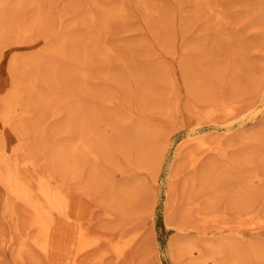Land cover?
I'll use <instances>...</instances> for the list:
<instances>
[{
	"label": "bare ground",
	"instance_id": "bare-ground-1",
	"mask_svg": "<svg viewBox=\"0 0 264 264\" xmlns=\"http://www.w3.org/2000/svg\"><path fill=\"white\" fill-rule=\"evenodd\" d=\"M49 1L0 0V40L12 37V39L17 42L16 44H18V42H27L28 45H40L41 47V51L33 56L23 57L21 59L14 58L13 56V62L7 65L8 71L6 77L0 85V183L3 188L0 190V205H2L3 210H5V214L9 215V218L14 221L15 229L14 226L12 227L15 233L20 234L14 250L17 249V255L23 259V264H25V259H37L39 258V254L42 255V253L45 254L44 256H47L48 253L50 254V250L54 244L57 243L61 234L66 235L67 242L76 238L78 239V248L76 246L77 249L75 250V254H72L73 256L69 257V259L73 261V264H80L78 261L79 252L97 244L98 238H91L88 236L89 228L87 224L85 225L86 222L84 223L82 220L84 215L83 218L75 215L73 205L77 203L78 200L80 201L78 206L82 205L87 200L83 197L80 198L81 194H75L76 192L73 191V185L76 187V185L86 182L88 186L91 184L97 189L104 190L105 194L97 197L95 196L96 198H94V200L98 199L102 203L109 205L108 210L111 207L112 209H110V211H113L114 214H117V212L121 213V209L126 210L130 206L133 207V205L142 200V197L146 194H150L149 199L151 202L149 205L153 206L154 197L152 191L154 190H152L151 187V192L146 190L149 185L146 184L147 182L145 183V178L143 179L141 176L140 178L136 177L137 169L136 171H134V168L132 169V177H129V174L127 176L128 180L126 177L125 179L118 180L115 178V174H118V172L115 171L116 173H114V165L113 167L108 165V161H113L111 160L115 157L113 146L115 140H119V150L117 149L119 155H122V153L128 154L129 156L126 157V159L128 158L127 160L129 162L134 161V164L140 168L148 162L153 161L156 163V165L154 163V169L155 171L158 169L159 174V167L163 159L165 148L167 151L170 143L168 142V137H165L164 140H162L163 143L161 141V146L157 143L158 147H155L154 142L156 138L154 133H156L157 127L154 123L146 119L147 115H141V117L134 116L129 124L126 122V119L125 124L127 125L114 129L117 130V132L110 133V137L108 133L113 131L111 127L114 125L112 124V119L109 114L102 113L97 109L98 105L96 106V98L100 96V92L89 86L90 81H88V78L92 65L94 63L97 64L99 60H102V63L110 57L111 44H103V39L105 38L102 36L105 33L109 20L113 16H123L124 7L120 6L121 1L103 0L102 2L100 0H88V11L84 13L85 15L83 17L85 22V25L83 24L84 29L77 30L72 27L64 31L62 28L63 17L59 18V13L56 11L57 9H53V4H51V6L53 5L52 8L51 6L49 7ZM205 1L207 3V0ZM262 4L263 8L258 10V12L256 10V12L260 16L261 22L264 23V0H262ZM216 5H218L217 1ZM56 6H58L59 9V4H55V7ZM217 9L216 11L215 5L209 4L208 19H213V16L216 17L215 25H219L217 29L218 34L221 35L217 36L216 34V37H221V42L230 32L226 29L229 26V21L227 22L225 20L221 7L220 9L217 7ZM63 15L65 14L63 13ZM73 24H75V21ZM263 30L264 28L257 29V32L255 34L253 32V34L255 36L258 34L259 37L264 38ZM41 31L43 33L45 31V33L39 34ZM249 36L252 37V34ZM249 36L243 35V37L239 39L244 42ZM12 39L11 41H13ZM216 42H219V38ZM12 43L15 44L14 42ZM113 44L114 43H112V48ZM244 44L246 43L244 42ZM246 46L247 45H245V47ZM263 46L264 45H262V47ZM40 47L38 48L40 49ZM247 47H249V44ZM251 47H254V45ZM256 51L261 53L258 54V58H262L260 69H263V71L260 77L261 80H263L264 54H262L261 50ZM256 51L254 52L256 53ZM239 56L242 55L240 54ZM257 60L259 59H256V61ZM253 64L255 65V62ZM181 65H183V63H181ZM98 67H96V70H98ZM252 67L253 70L251 73L256 72L258 68ZM169 69L171 70V67ZM96 70L95 72L99 71ZM168 72L166 73L167 76H169ZM260 72L261 71H259V73ZM203 76L205 77V75ZM90 78L92 77L90 76ZM98 78L101 77L99 76ZM169 78L171 85H175V76ZM202 81L203 80H200L199 82ZM73 84L79 88L82 94L77 93L68 97L58 94L59 89L63 86L70 87ZM168 85L169 84H167V86ZM167 86L165 87L167 88ZM194 86H192L193 89ZM115 89H117V87ZM136 89L135 94L142 96L141 93L143 92ZM206 89L209 90L208 88ZM148 90L149 88H146V91ZM169 91V94H173L174 92H172L171 89ZM210 91H212V89H210ZM210 91H208V93H210ZM214 94L215 93H211V95ZM212 97L214 99L208 97L210 101H206L208 102L207 104H203L204 102L202 101L203 105L195 106L194 113H196L197 116L206 117L207 119H210V117L214 119L219 117L221 120V115H226L225 118L231 115L232 118V115L234 116L235 112H237L240 103V100H237V98H228L223 94H218L216 98L214 96ZM172 105L171 103L169 106H166L167 108L165 107L166 116L163 114L162 117L164 116V118L167 117V119H171L169 113H171ZM263 108L264 107H261L259 111ZM256 116H252V119H255ZM191 118L194 119L193 117ZM192 119L189 121L190 126L188 128L190 135L182 141L184 145H182V143L177 147L175 157L178 160L182 153L188 150L186 157L189 159L186 165V167L188 166L186 171L188 172L189 169L193 172L199 170L203 176L200 183L199 181H195L194 176L192 177V183H194L192 186L198 185L199 187L190 195L186 194L188 195V203H186V206H184L186 202L185 198H183L185 202L182 201L184 203L181 204L184 206L181 209L183 211L182 214L187 216L193 215L196 217H193L195 218L194 220L198 221L199 219L202 223L196 221L192 223L184 222L176 224V229L181 237H179L180 239L177 242L173 241V243H176H174L177 248L176 250H178L180 254L183 253L187 255V262L190 264H209L210 261L212 264H251L252 261H250L249 258L255 260L254 257L257 256L264 264V246L250 244L247 247L238 239V235L241 237L246 236V234L258 236L263 233L264 228L262 227H264V223H258L253 219L258 214V211L257 208H255L256 204L254 205L251 203L254 199L252 200L253 195L251 197L249 191L253 189L252 185H257L258 182L264 179V173L257 170L241 176V184L239 185L243 189L248 187L246 193L239 188L236 189L234 186L228 190L229 185L226 186L227 190L224 194L226 204L223 208L226 210L228 205L230 208H233V213L237 215L235 216L237 219H235V225L231 224L235 227H231L229 232L232 231L233 233H231L230 237L225 238L224 232L222 233V231L227 227L229 228V224L232 220H230V223H226L227 225L221 224L222 221H219L220 218L218 216L222 213L216 211L204 212L207 210H204V208H208L209 204L216 202L219 192L222 190H219L220 183L223 180H227L223 171L230 175L235 172L228 168H224L225 170L222 169V165H225V163L220 164L219 161H213V164L209 163L210 167H208L207 164L208 169L205 168L206 170L202 172L201 166L207 162V156L223 157L227 155L231 145L221 140L209 138L204 131V126L200 124L201 119L194 121ZM210 128H213L212 130H217L216 128L218 127L217 125H213L210 126ZM131 140H134L135 143L122 145L129 143ZM132 146H134V149L135 147L138 149V154L131 158L132 154L130 152ZM254 150H260V148H247L246 155H249ZM151 158H156L157 160ZM260 158L263 159L262 161L264 162V155H261ZM216 159L223 158H215V160ZM247 159L249 158L247 157ZM179 162L183 163L181 158ZM211 166H213L212 170ZM172 173H174L173 170ZM173 175L171 177H173ZM233 176L234 175H232V177ZM174 177L176 176L174 175ZM232 177L230 178L232 179ZM173 182L172 178L170 183ZM207 185H211L210 188L212 191L210 193L201 192L195 194L196 191L199 192V190L205 189L203 187ZM171 187L175 189L174 183ZM90 191L83 193L89 197H93V190L92 192ZM97 193L99 194V192ZM176 201L177 199H174V201H172L173 204L171 201L167 203V213H169L168 215L170 216L174 212V208L176 207L174 206V202L176 204ZM253 205L255 207H253ZM211 206H213V204ZM213 207L215 208V206ZM89 208L90 207H87L85 211H82L88 214L91 209L93 210V206ZM91 212L93 213V211ZM20 214L24 216L23 218L26 220L25 224H20V220L16 222ZM141 217L143 218V216ZM172 219H170V221ZM167 220L169 221V219ZM89 221L88 223L91 222ZM11 224L13 225V222H11ZM93 225L94 223L92 225L89 224V227L92 228L91 226ZM192 229L199 231L197 234L200 235V238L197 240L189 237V232ZM210 231L212 235L207 233ZM122 233L123 232H121V235ZM138 233L136 232L134 237L137 236ZM216 233L220 235L215 236ZM2 239H4V237ZM61 241L63 242L62 239ZM4 242H10L12 244L16 242V240L14 241V236L10 235L2 244H4ZM66 243H64L65 246L69 244ZM111 244H113V247L110 246L118 255L123 254L124 247L119 246L117 241H113ZM67 247L69 248V246ZM172 247H174L173 244ZM172 249H175V247ZM56 250L58 251V249ZM60 250L61 249H59V251ZM59 254L60 253H58V256ZM18 257L16 259H18ZM178 261L176 263H178Z\"/></svg>",
	"mask_w": 264,
	"mask_h": 264
},
{
	"label": "rangeland",
	"instance_id": "rangeland-1",
	"mask_svg": "<svg viewBox=\"0 0 264 264\" xmlns=\"http://www.w3.org/2000/svg\"><path fill=\"white\" fill-rule=\"evenodd\" d=\"M52 1L53 0L49 1V7L53 4V9H57L56 11L59 13V18L63 17V31L72 27L77 30L84 29L85 22L83 17L85 15L84 13L88 11V0ZM100 1L103 2V0ZM120 1V6L124 7L123 16H113L109 20L105 33L102 36L105 38L103 39V44H111L110 57L102 63V60H99L97 62L98 65L94 63L90 71V76L92 78H90V76L88 78V81H90L89 86L100 92V96L96 98V106L98 105L97 109L102 113L109 114L112 119V124L114 125L111 127L113 131L108 133L110 137V133L117 132V130L114 129L121 126L125 127L127 125L125 123L127 122L129 124L134 116L141 117V115H147L146 119L151 123H154L157 127L156 133H154L156 138L154 142L155 147H158L157 143L161 146L163 143L162 140H164L165 137H168L169 141H167L170 144L168 145L167 151L165 148V156L163 155V159L160 163L159 174L158 169L157 171L154 169L156 163L153 161L146 162L147 164L140 168L134 164V161L129 162L127 160L128 158L126 159V157L129 156L128 154L126 155L125 153H122V155H119V152L117 151V149L119 150V140H115L113 146V150L115 151V157L111 159L113 161H108V165H111L112 167L114 165V173L118 172V174H115V178L118 180L125 179V177L127 178L129 174V177H132V169L134 168V171L137 169L136 177L140 178L141 176V178H145V183L147 182L146 184L149 185L146 190H149L150 192L154 190L152 191L154 197V203H152L153 206L149 205L151 202L149 199L150 194H146L142 197V200L136 202L133 207L130 206L126 210L121 209V213L115 211L117 214H114L113 211H110V209H112L111 207L108 210L109 205L102 203L98 199L94 200L97 196L105 194L104 190L97 189L91 184L88 186L86 182L76 185V187L73 185V191L76 192L75 194H81L80 198L83 197L87 200L82 205H79L81 208L78 206V204H80L79 200L73 205L75 215L81 218H83L84 215L82 220L84 223L86 222L85 225L87 224L89 228L88 236L91 238H98L97 244L79 252L78 261L80 264H190L187 262V255L183 253L180 254V252L176 250L175 242L181 238L176 229V224L197 221L194 220L196 217L193 215L187 216L182 214L183 211L181 209L187 205L188 195L199 187L198 185L194 187L192 186L194 184L192 183V177L194 176L195 181H199L200 183L203 176L199 170L193 172L189 169V174L186 171L188 169V166L186 167V165L188 164L189 159L186 157L188 150H185L180 157L181 161H183V163L181 162L182 164L179 162L180 158L178 160L176 159L175 152L177 147L183 143L182 141L190 135L188 128L190 126L189 121L192 119L191 117L194 118L192 119L193 121L201 119L200 124L204 126V131L209 138H212L213 140H221L224 143L231 145L227 155L223 157L212 155L207 156V162L201 166L202 172L203 170H206L205 168L208 169V167H210L209 163L219 161L220 164L225 163V165H222V169L228 168L235 172L232 173L231 171L232 174L230 175L223 171L227 180H223L220 183L219 190L222 189L218 196L220 199L217 197L216 202L209 204L208 208H204V210L207 209L204 212L216 211L222 213L218 216L220 218L219 221H222V223L219 222L221 224L227 225L230 223V220H232L229 224V228L227 227L222 231V233L224 232L223 234L225 238L230 237L231 233H233L232 231H229L231 227H235L231 224L235 225V219H237V217L235 218L237 215L233 213V208H230L229 205L226 210L223 208L226 204V198L224 195L227 190L226 186L229 185L228 190L234 186L236 189L239 188L246 193L248 187L243 189L239 185L241 184V176L257 170L264 173V162L262 161L263 159L260 158L261 155H264V108L259 111L261 107H264V79L261 80L260 77L263 69H260L262 58H258V54L261 53L256 51L261 50L262 54H264V46L262 47V45H264V38L259 37L258 34L256 36L254 35L257 32V29L264 28V23L261 22L260 16L257 13L258 10L263 8L262 0H207V3L205 0ZM216 1L218 5H216ZM54 3L56 5L59 4V9L58 6L55 7ZM209 4L215 5L216 11L218 10L217 7L219 9L221 7L225 20L227 22L229 21V26L226 29L230 32L221 42L220 40L222 38L216 37V34L217 36H221L218 34L217 29L219 25H215L216 17L213 16L214 20L208 19ZM63 13L65 15H63ZM74 21L75 24H73ZM42 31L39 34L45 33V31L44 33ZM251 34L252 37L249 36ZM243 35L249 36L248 39L244 41L246 44L242 42L243 40H240ZM218 38L219 42H216L218 41ZM11 39L12 37L5 40L3 38L4 41L0 40V85L6 77L8 71L7 65H10L13 62V56L14 58L21 59L23 57L33 56L41 51L40 45H34V47L28 45L27 42H18V44H16L17 42H15L14 39L11 41ZM111 42L114 43L113 48ZM248 44L250 48L247 47ZM245 45H247V48ZM252 45H254L255 48L251 47ZM38 47H40V49ZM254 51H256V53ZM238 52L242 56H239L240 54ZM241 59L244 62H242ZM256 59L259 60L256 61ZM253 61L255 62V65L253 64ZM180 62L183 63V65H181ZM251 65L258 68L256 72L251 73L253 70ZM96 67H98L99 71L96 70ZM170 67L171 70L169 69ZM94 69L98 72H95ZM259 71L261 72L259 73ZM167 72L169 76H167ZM203 75H205V77ZM99 76L101 78H98ZM171 76H175L176 79V84L173 86L171 85L169 78ZM200 80L203 81L199 82ZM75 84L70 87L63 86L59 89L58 94L65 97L77 93L82 94ZM167 84L169 85L167 86ZM165 86H167V88ZM192 86H194V89ZM116 87L117 89H115ZM146 88H149V90L146 91ZM135 89H139L140 92H143L141 93L142 96L136 95ZM170 89L172 92L174 91L173 94H169ZM210 89H212V91H210ZM208 91H210V93H208ZM211 93L215 94L211 95ZM218 94H223L228 98L235 97L237 100H240L238 110L235 112L234 116L232 115V118L231 115L230 117L227 116V119L225 118L226 115H221L224 118L223 119L220 116L221 121L219 117H216L215 119L210 117V119H207L206 117L197 116L196 113H194L195 106L207 104L208 102L206 101H210L209 98L214 99L212 96L216 98L218 97ZM202 101L204 102L203 104ZM171 103L173 104L171 113H169L171 119H167V117L164 118V116H166V106H169ZM163 114L164 116L162 117ZM252 116H256V118L252 119ZM213 125H217V130H212L213 128H210V126ZM130 143H135V141L131 140L129 143L122 145H129ZM182 145H184V143ZM257 147H259L260 150H254L249 155H246L247 148L254 149ZM130 153L132 154V158L138 154V149L136 147L134 149V146H132ZM247 157L249 159H247ZM215 158L223 159L215 160ZM151 159L155 160L156 158ZM212 168L213 166H211V170ZM172 170L174 173H172ZM173 174L176 177H174ZM172 175L173 177H171ZM232 175H234V178ZM230 177H232V179ZM172 178L175 189L171 187L173 183H170V180H172ZM228 178H230L231 181ZM210 187L211 185H207L203 187L205 189L201 191L199 190V192L196 191L195 194L201 192L210 193L212 191ZM252 187L253 189L250 187L252 190L249 192L251 193V197L253 195L254 198L252 197V200H254L251 203L254 205L256 204V207L254 205L253 207L257 208L258 211V214L253 219L258 223H264V179L258 182L257 185H252ZM2 189L0 183V190ZM88 190L90 192L93 190L92 193L94 194L90 193L93 197H89L83 193L89 192ZM97 192H99V194ZM183 198H185L186 202ZM174 199H177V203L175 204L174 202V206L176 207L172 213L173 216H170L168 215L169 213H167V203L168 201H171L173 204L172 201H174ZM183 203L184 206L181 205ZM212 204L215 208L211 206ZM92 206L93 210L91 209V211H93V213L90 211V214L87 211L88 214H86L84 212L85 208H92ZM2 210V205H0V238L2 236L4 237V239H2L3 237L0 239V264H23V259L17 255V249L14 250L20 234L15 233L14 221L9 218V215L5 214V210H3V212ZM107 212L110 215H108ZM141 216H143V218ZM23 217L24 216L20 214L16 222L20 220V224H25L26 220ZM167 219H169V221L170 219L172 220L169 222ZM88 221L90 223H88ZM198 221L200 220L198 219ZM11 222H13V225ZM92 222L94 225L90 228L89 224L92 225ZM12 226H14V229ZM121 232L124 234L122 233L121 235ZM136 232L138 234L135 238L134 235ZM197 233H199V231L192 229L189 232V237L197 240L200 238V235ZM207 233L212 235L211 231ZM10 235L14 236V241L16 240V242H13L12 244L10 242H4V244H2ZM219 235V233L215 234V236ZM66 239V235L61 234L59 240L55 243L56 245L54 244L55 247L57 246L59 248L53 246L50 250V254L48 253L47 256H44L45 254L42 253V255L39 254V258L37 259H25V264H73V261L69 259V257H72L75 254L79 241L76 238L67 242ZM238 239L247 247L250 244L264 246V229L263 233L258 236L246 234V236L241 237L238 235ZM113 241H117L119 246L124 247L123 254L118 255L112 249L113 244H111V242ZM173 241H175V244ZM64 243L69 244L65 246ZM172 244L175 249H172L174 248L172 247ZM67 246H69V248ZM56 249H58V251ZM59 249L61 250L59 251ZM63 251H67L66 254ZM58 253H60L59 256ZM17 257L18 259H16ZM252 259L253 258H249V260L252 261L251 264H263L258 256L254 257L255 260ZM177 261L178 263H176ZM209 264H212V262L210 261Z\"/></svg>",
	"mask_w": 264,
	"mask_h": 264
}]
</instances>
